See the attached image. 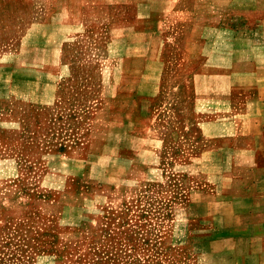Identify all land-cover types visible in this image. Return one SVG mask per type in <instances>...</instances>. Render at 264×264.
Segmentation results:
<instances>
[{"label": "rangeland", "instance_id": "obj_1", "mask_svg": "<svg viewBox=\"0 0 264 264\" xmlns=\"http://www.w3.org/2000/svg\"><path fill=\"white\" fill-rule=\"evenodd\" d=\"M29 7L0 0V264L220 262L158 170L159 45L129 11L68 29Z\"/></svg>", "mask_w": 264, "mask_h": 264}, {"label": "crops", "instance_id": "obj_2", "mask_svg": "<svg viewBox=\"0 0 264 264\" xmlns=\"http://www.w3.org/2000/svg\"><path fill=\"white\" fill-rule=\"evenodd\" d=\"M27 1L68 29L129 11V38L159 45L158 170L186 178L217 264H264V0Z\"/></svg>", "mask_w": 264, "mask_h": 264}]
</instances>
